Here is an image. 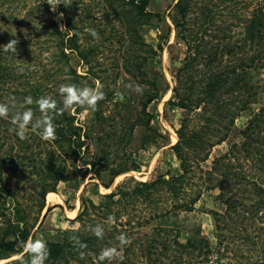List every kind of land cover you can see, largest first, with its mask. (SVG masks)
I'll use <instances>...</instances> for the list:
<instances>
[{
  "label": "rangeland",
  "instance_id": "rangeland-1",
  "mask_svg": "<svg viewBox=\"0 0 264 264\" xmlns=\"http://www.w3.org/2000/svg\"><path fill=\"white\" fill-rule=\"evenodd\" d=\"M176 1L150 0L148 8L165 14V18L160 21L154 18L139 25L140 35L134 39L128 30L132 8L126 0H70L69 6L62 3L56 12L51 10L47 0H0V61L7 65L0 70V103L19 106L25 97L31 96L33 104L26 107H34V119L39 118L41 114L35 103L38 97L31 92L33 86L40 87L44 96L52 98L60 96L57 85L74 83L76 73L64 72L59 67H63L65 62L51 56L57 51L54 35H73L78 45L74 46L87 56H81L75 49H67L70 63L80 75L79 87L95 88L99 82L104 92V99L98 102L95 111L80 107L69 111L76 116V124L87 129L91 126L93 138L87 139L89 149L84 156L92 159L101 154L103 149L111 158L108 162L116 156L113 164H108L109 169L121 161L131 163L134 158L139 164L138 169L117 175L107 188L102 181L107 180L109 174L103 171L102 165H98V170H95L90 164L78 160L77 168L71 167L72 158L67 156V165L77 172V177L59 180L57 175L64 160L57 143L41 139L37 132L31 130V126L26 139H20L9 131L13 127L10 120L15 109H12L7 120L0 118V180L6 181L7 189L10 190L0 192V238L7 225L13 223L20 227L27 226L31 230L29 237L33 240H63L71 234L74 226L83 227L78 217L83 198L86 197L88 206H91L90 200L93 199L96 204L103 202L104 193L115 190L122 182L132 187L136 179H153L167 171L172 174L182 172L180 160L170 146L178 141L176 129L181 118L191 117L188 124L192 126L201 120V110L195 108L194 104L184 108L168 103L173 98L175 85L179 86L183 96L190 97L195 103V93L192 95L193 90L189 93L185 87L195 82L189 76L193 68L186 75L181 74V83L175 75L189 52L186 41L177 37L176 26L171 18L170 13ZM248 1L253 7L257 0ZM246 8H243V13L247 11ZM61 12L62 17L59 15ZM192 14H195V7ZM216 20V24L225 21V14L217 13ZM54 21L59 28L63 25L61 33L54 29ZM216 24H212L209 29ZM235 30L243 31L242 26ZM11 39L18 40L17 52H3L2 46ZM140 40L145 41L144 45ZM159 42L163 43L161 50L155 48ZM148 43L157 49L155 54L148 50ZM134 56L141 60L148 57L142 69L129 66ZM51 70L56 79L47 77ZM154 78L158 80L160 89L158 95L144 108L145 92ZM137 86L140 90H136ZM262 103L264 94L260 96V101L252 102L253 107L244 109L238 115L227 139L212 147L210 159L232 149L234 143L243 142L244 135L240 130L248 123L254 108L257 110ZM100 113L106 120H102L101 124L96 120L97 124L95 119ZM150 115L152 121L146 127L144 121ZM131 125L133 130L129 133ZM151 129L156 133L155 138L145 140V134ZM97 135L103 139H97ZM85 148L86 145L82 147L83 150ZM110 148L114 150L110 151ZM243 153L246 154L245 151ZM52 156L56 158L55 161H52ZM209 160L203 162L205 167L211 163ZM188 161L192 165V174L186 177L178 195L185 196L189 201L201 188L202 195L192 209L172 208L175 212L170 213V221L163 220L172 225H165L172 229L171 237L166 241L171 248L165 249L161 245L155 252H150L147 245L149 239L156 235L163 238L157 229L162 223L161 219L149 220V215L174 205L173 194L176 192L167 190L163 185L155 190L151 200L132 196L128 201L124 198L120 203L113 204L118 219L132 221V226L128 227L132 242L120 247L128 249V255L133 256L123 257L125 252L120 248L121 256L108 264H123L124 259L129 264H221L222 261L223 264H264V221L258 217L262 213L254 219L250 211H239L240 206L236 213L233 212L235 208L231 212L226 211L227 204L216 197L219 188L204 189L205 181L200 180V167L195 165L193 159ZM54 183L56 189L50 191L57 194L59 200L49 201L51 192H44L43 187L50 189ZM240 196L245 205L251 201L249 196ZM185 198H181V201ZM93 209L96 213H91V210L88 216H84L87 227L92 225L89 223H95L90 221L92 219L116 222L105 210H99L98 207ZM73 211H76L74 215ZM214 211L222 213L218 219L220 222H217ZM239 212H242L241 217H238ZM144 218L149 221L139 224L138 221ZM176 221H179L182 230L181 241H185L189 235L195 238V228L200 227L198 235L204 236L210 245L211 252L207 258L195 248L181 250L174 245L176 231L173 224ZM144 249L147 250L145 254L142 253ZM21 258L23 264H30L31 257L23 252L22 247L16 251H5L0 254V264H21Z\"/></svg>",
  "mask_w": 264,
  "mask_h": 264
},
{
  "label": "trees",
  "instance_id": "trees-1",
  "mask_svg": "<svg viewBox=\"0 0 264 264\" xmlns=\"http://www.w3.org/2000/svg\"><path fill=\"white\" fill-rule=\"evenodd\" d=\"M126 2L132 8L130 10V26L128 30L131 32V37L134 35V39L137 35H140L139 25L154 18L159 21L165 18V14L148 8L150 0H126ZM250 6L251 4L248 0H177L174 3L170 13L171 18L176 26L177 37L186 41L189 51L178 70L175 71V75L179 83H181V74L186 75L187 71L193 68L189 76L195 79V82L187 84L185 87L189 93L193 90L192 95L195 93V103L193 99L180 93L178 85L174 86L173 98H170L168 103L180 105L184 108L194 104L195 108H200L201 110V120L192 126L188 124V120L191 117L181 118L180 125L176 129L179 136L178 141L170 146L180 160L182 172L172 174L167 171L158 174L153 179H136V183L132 187L122 182L116 186L115 190L104 193L105 200L103 202L96 204L92 198V200L89 199L91 206H88L86 197L83 198L82 209L78 214V217L83 222V227H79L78 231L75 232L70 230L71 234L63 240H44L50 252L47 263L108 264L109 261H98L102 249L112 247L115 243V247L119 250L121 245L117 238L121 233L126 235L128 242H132L128 229V227L132 226V221L131 219L127 221L118 219L119 216L116 210L113 209V204L120 203L124 198L128 201V198L132 196L143 200H151L155 190L163 185H165L167 190L176 192V194H173L174 205L149 215L147 218L149 220L154 218L161 219L162 223L158 225L157 229L159 230V235L161 234L163 238L156 235V237L149 239L150 242L147 245H149L150 252L151 250L155 252V249H158V246L161 247V245L165 249L171 248L166 241L169 236L171 237L172 229L167 228L165 225L170 224L163 222V220L170 221V213L175 212L172 208L192 209L194 203L202 195V188L189 201H187L185 196L178 195L182 183L189 174H192V165L188 161H192V159L195 165L200 167V180L205 181L203 183L205 184L204 189L219 188L216 197L223 199L224 203L227 204L226 211L231 212L235 208L236 211L233 212L236 213L240 206L239 211L241 209L242 211H250L254 219L261 212L262 215L258 217L263 218L262 220L264 221V103L257 110L254 108L255 111L250 116L248 123L243 130H240L244 135L243 142L240 144L234 143L232 149L211 159L209 158L212 147L227 139L238 115L244 109L253 107L252 102L260 101V96L264 94V0H257L253 7ZM194 7L195 14H192ZM245 7H247V11L243 13V8ZM217 13H224L226 20L216 24ZM52 24L54 29L61 33L58 23L54 21ZM212 24H216V26L209 29ZM241 26L243 29L242 33L235 30ZM54 36L57 43V51L53 52L51 56L55 60L62 59V62H65L63 67H59L64 72L76 73L73 81L79 87L80 75L71 65L67 49L71 48L72 51L75 49L77 53H81V56H87L82 53V50L76 49L79 47H76L78 45L73 35ZM140 42L144 45L145 41L140 40ZM147 45L148 50L154 54L157 49L161 50L163 48L162 42L157 44L155 47L157 49L153 48L151 43ZM91 48L93 51L92 46ZM135 57L129 61V66L134 65L142 69L148 57H144L142 60L139 58L135 59ZM6 67L7 65L0 61V70ZM127 68L130 70L128 66ZM262 74L263 76L261 77ZM52 75H55V73L51 70L47 77L53 78L54 76ZM54 78L56 79V77ZM151 81L149 89L145 92L147 97L143 103L144 108L158 95V90L160 89L158 80L154 78ZM57 87L59 89L58 85ZM31 92L38 98L44 96L40 87L35 88L33 86ZM52 99L57 102L60 110L50 114L53 117V123L56 125L55 139L53 140L61 150V156L64 160V163L60 165V173L57 175L59 180L77 177V172L71 170V167L76 166L77 168L78 164L76 161L78 160H81L84 164H90L91 168L95 170H98V165H102L103 171L109 174L108 179L102 181V184L107 188L111 186L117 175L130 169H138L139 164L135 158L131 163H126L125 160L116 166L110 167V169L107 168L108 164H113L112 162L116 156L111 162H108L111 158H108L106 151L104 152L103 149L101 154L96 155L92 159H87L84 154L89 149L87 139L93 138L91 126L87 129L82 125L76 124V116L69 111L62 110V98L59 95L58 97L55 95ZM32 110L34 112V107ZM197 113H200V111H197ZM104 117L100 113L95 121L98 120L101 124L102 120L105 119ZM151 121L152 116L150 115L144 121L145 126L149 127ZM98 122L97 124H99ZM132 130L133 125L130 126L128 132L130 133ZM155 135V131L151 129L150 132L145 134V140H152ZM125 136L128 135L125 134ZM97 139H103V137L97 135ZM127 140L129 139L127 138ZM84 145H86V148L83 150L82 147ZM112 150L114 149L110 148V151ZM244 151L246 154L243 153ZM118 155L120 156V154ZM67 156L72 158L71 167H69V164L67 165ZM51 159L52 161L56 160L53 156ZM208 160L211 163H209L208 167H205L203 162ZM207 182H210V185ZM7 186L6 181L0 180V192L3 190L10 192ZM55 187V183L50 189H46L47 187L44 186L43 191L54 193L50 190H55ZM239 193L244 197L249 196L251 198L248 205H245L240 200L241 196L237 195ZM181 198L185 199L181 201ZM93 207L105 210L116 222H98L96 221L97 219H92L90 221H95V223H89L92 225L87 227L88 224L85 222L84 216H88L91 210V213H96ZM214 213L217 215V222H220L218 219L222 213L219 211H214ZM238 214L242 215V212ZM241 215L238 217H241ZM147 219L144 218L143 221H138V223L142 224L144 221H149ZM98 224L104 228L103 239H98L90 231V227H95ZM7 226L6 231L0 238V254L5 251L20 249V241H26L30 236L31 230L27 229V226L20 227L13 223ZM173 226H175L174 230L176 231V236L174 233L173 238L175 246L180 247L181 250L195 248L201 254L204 253L206 258L210 255L211 250L208 240L204 236L198 235L200 227L195 228V238L189 235L185 241H181L182 230L179 226V221H176ZM216 226L220 227L219 224H216ZM248 236L251 235L248 234ZM73 237H76L85 247L80 248ZM121 249H124L125 252L123 257L133 256L128 255V249L126 250L123 247ZM146 251L144 249L142 253L145 254ZM154 259L153 257L152 260ZM122 263L129 264L127 259L122 260ZM220 263L223 264V261Z\"/></svg>",
  "mask_w": 264,
  "mask_h": 264
},
{
  "label": "clouds",
  "instance_id": "clouds-1",
  "mask_svg": "<svg viewBox=\"0 0 264 264\" xmlns=\"http://www.w3.org/2000/svg\"><path fill=\"white\" fill-rule=\"evenodd\" d=\"M48 4L51 6V10L56 12L60 4L65 6L70 5V0H47ZM60 17L63 16L61 12ZM63 25L61 26V30ZM93 35H96L93 32ZM17 39H11L8 43L2 46L3 52H17ZM136 90H140L137 86ZM59 94L62 97L63 111L75 110L76 107L88 108L95 111L98 106V102L104 99V92L102 91V86L97 82L95 88L89 87H78L76 84H61L59 86ZM38 110L40 112V117L34 119V112L27 105L33 104V98L31 96L25 97L22 104L17 106L16 104L9 105L7 103H0V118L8 119L10 111L15 109L11 115L10 123L13 125L9 131L14 132L20 139L27 138V132L29 126L33 132H37L41 139L45 141L55 139L56 125L53 123V117L51 113H56L60 111L57 106V102L49 96H41L35 101ZM111 221L112 218L109 217ZM79 226H74L71 230L73 232L78 231ZM91 233L98 239H103L104 228L101 225H96L95 227H90ZM80 248L85 247L76 237H73ZM120 245L123 246L128 243L127 237L124 233L117 238ZM20 246L23 252L31 257L30 264H46V261L50 255L47 243L41 239L33 240L29 237L26 241H20ZM121 256V252L117 247H106L101 250L98 261H113ZM21 264H23V259L21 258Z\"/></svg>",
  "mask_w": 264,
  "mask_h": 264
},
{
  "label": "bare ground",
  "instance_id": "bare-ground-1",
  "mask_svg": "<svg viewBox=\"0 0 264 264\" xmlns=\"http://www.w3.org/2000/svg\"><path fill=\"white\" fill-rule=\"evenodd\" d=\"M48 200L49 201H58L59 200V196H57V194L55 193H49L48 195ZM76 211H73V215L75 214Z\"/></svg>",
  "mask_w": 264,
  "mask_h": 264
}]
</instances>
